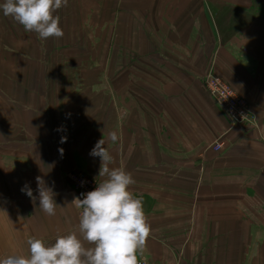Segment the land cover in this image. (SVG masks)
Instances as JSON below:
<instances>
[{"label":"crops","instance_id":"1","mask_svg":"<svg viewBox=\"0 0 264 264\" xmlns=\"http://www.w3.org/2000/svg\"><path fill=\"white\" fill-rule=\"evenodd\" d=\"M54 15L63 35L42 41L1 14L0 257L28 255L30 237L83 241L64 174L106 179L89 155L102 139L110 169L131 173L143 197L138 257L264 264V0H67ZM206 74L229 81L255 120L232 124ZM37 177L54 215L39 207Z\"/></svg>","mask_w":264,"mask_h":264},{"label":"clouds","instance_id":"2","mask_svg":"<svg viewBox=\"0 0 264 264\" xmlns=\"http://www.w3.org/2000/svg\"><path fill=\"white\" fill-rule=\"evenodd\" d=\"M67 0H0L4 16H11L25 31H34L42 40L61 37L63 30L60 17L54 12ZM109 138L118 139L115 131ZM63 140V138H62ZM89 155L100 157L99 177H106L91 190L76 198L77 207L82 209L79 232L83 241L92 247L85 248L75 232L59 235L49 243L45 239L30 237L28 255L10 254L0 257V264H139L137 253L150 233L143 207V197L130 190L134 179L123 168H111L112 157L100 139ZM39 207L48 215H54L57 203L51 187H46L37 177ZM30 198L33 190L25 184L21 188Z\"/></svg>","mask_w":264,"mask_h":264},{"label":"built area","instance_id":"3","mask_svg":"<svg viewBox=\"0 0 264 264\" xmlns=\"http://www.w3.org/2000/svg\"><path fill=\"white\" fill-rule=\"evenodd\" d=\"M203 85L207 93L232 124L243 125L255 120L249 101L229 81L217 75L206 74L203 78ZM222 148V143L214 145V149L217 151ZM64 177L70 191L73 193L74 201L76 198L82 199V193L91 191L96 184L100 183L98 179L81 169L67 171ZM77 209L80 216L82 209L78 207ZM138 259L139 264H153L140 257Z\"/></svg>","mask_w":264,"mask_h":264},{"label":"rangeland","instance_id":"4","mask_svg":"<svg viewBox=\"0 0 264 264\" xmlns=\"http://www.w3.org/2000/svg\"><path fill=\"white\" fill-rule=\"evenodd\" d=\"M1 14H3V13H1L0 12V19H1ZM57 14V13H56ZM75 14L76 13H71V12H67V11H64V12H62V15H63V17H62V19H67V20H73L74 18L76 19L77 17L75 16ZM77 14H80V13H77ZM87 14V12H84L83 13V15L81 16V19H86V15ZM88 16L90 17V15H87V19H88ZM3 18H5L4 17V15H3ZM3 18H2V20H3ZM7 19L8 20H10V21H13V22H11L10 23V25H9V29H10V31H15V27L17 26H21L18 22H16L11 16H8L7 17ZM66 29L68 30V26H67V24H66ZM86 31H87V29L86 28H84ZM98 30V29H97ZM25 31V30H24ZM93 32H94V34H95V31H96V29H93L92 30ZM32 32V31H31ZM87 33H88V35H91V34H89V32L87 31ZM25 34H26V36L27 35H29V32L28 31H25ZM84 35H86V32L85 33H83V36ZM43 41V40H42ZM44 43V42H43ZM45 45H46V42H45ZM204 86V85H203ZM204 88H205V86H204ZM205 90H206V88H205ZM207 91V90H206ZM73 199H74V197H73ZM74 202V205L76 206V208H77V204H76V202L75 201H73Z\"/></svg>","mask_w":264,"mask_h":264}]
</instances>
